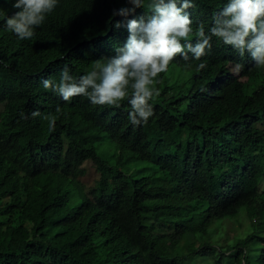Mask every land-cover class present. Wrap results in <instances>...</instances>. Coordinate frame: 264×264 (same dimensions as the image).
<instances>
[{
    "label": "trees",
    "instance_id": "trees-1",
    "mask_svg": "<svg viewBox=\"0 0 264 264\" xmlns=\"http://www.w3.org/2000/svg\"><path fill=\"white\" fill-rule=\"evenodd\" d=\"M12 2L0 0V16ZM192 2L195 33L228 0ZM121 7L131 5L59 0L31 40L0 20V264H264V67L247 53L213 38L201 60L177 57L138 127L126 100L64 102L43 88L64 66L79 77L114 56L127 20L150 14L113 16ZM47 115L57 116L55 131ZM86 161L99 175L89 189L79 180ZM242 211L255 231L219 246L217 228Z\"/></svg>",
    "mask_w": 264,
    "mask_h": 264
},
{
    "label": "clouds",
    "instance_id": "clouds-1",
    "mask_svg": "<svg viewBox=\"0 0 264 264\" xmlns=\"http://www.w3.org/2000/svg\"><path fill=\"white\" fill-rule=\"evenodd\" d=\"M131 7L113 10L112 15L127 17L136 8L147 7L148 15L127 20V39L122 47L115 49L112 57L97 60L96 67L79 77L70 74L68 66L60 72L59 82L42 79L45 90L58 95L64 102L78 96L86 97L92 105L119 108L123 101L130 105L127 119L134 127L147 124L154 115L149 103L159 95L152 85L158 75L166 72L169 64L177 57L184 61L201 60L212 47L216 38L231 46L243 57L247 53L256 67H264V0H228L227 4L213 16V23L206 31L199 23L195 33L187 9L192 0H127ZM59 0H13L15 11L0 16L4 30L13 33L20 40H31L37 28L48 15L55 11ZM117 21L113 27L119 29ZM195 35V43L190 36ZM206 62L198 67L204 69ZM242 64L231 67L233 74H239ZM56 112H61L59 107ZM39 116L38 111L31 113ZM22 119H27L23 113ZM48 121L49 131H55L57 116L43 117Z\"/></svg>",
    "mask_w": 264,
    "mask_h": 264
},
{
    "label": "rangeland",
    "instance_id": "rangeland-1",
    "mask_svg": "<svg viewBox=\"0 0 264 264\" xmlns=\"http://www.w3.org/2000/svg\"><path fill=\"white\" fill-rule=\"evenodd\" d=\"M82 167L85 170V175L79 180L85 188L89 189L98 180L99 175L96 173L92 161H86ZM254 225L255 223L251 221L247 212L242 211L237 218L222 223V225L217 228L213 240H217L219 246H225L237 238L244 239L254 232L256 229Z\"/></svg>",
    "mask_w": 264,
    "mask_h": 264
}]
</instances>
